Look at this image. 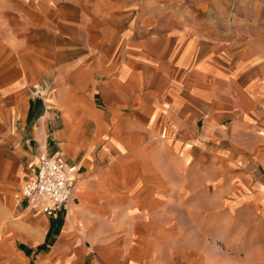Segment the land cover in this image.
Listing matches in <instances>:
<instances>
[{
	"label": "crops",
	"instance_id": "1",
	"mask_svg": "<svg viewBox=\"0 0 264 264\" xmlns=\"http://www.w3.org/2000/svg\"><path fill=\"white\" fill-rule=\"evenodd\" d=\"M249 1L254 10L262 4ZM234 3L0 0V264L141 258L143 246L131 247L129 235L137 217L158 209L159 223L167 225L166 209L184 206L171 195L183 191L180 176L200 172L202 161L212 167L219 156L197 150L194 134L204 115L207 127L222 132L231 117L220 103L224 96L214 97L202 83L196 93L185 83L196 58L193 77L223 74L222 49L199 55L195 48L222 44L221 30L236 26L225 20ZM246 42L230 67L253 76L249 111L239 116L257 125L251 135L258 137L264 135V34ZM43 153L79 169L72 200L53 216L23 195ZM169 175L175 181L168 183ZM259 195L255 203H264Z\"/></svg>",
	"mask_w": 264,
	"mask_h": 264
},
{
	"label": "rangeland",
	"instance_id": "2",
	"mask_svg": "<svg viewBox=\"0 0 264 264\" xmlns=\"http://www.w3.org/2000/svg\"><path fill=\"white\" fill-rule=\"evenodd\" d=\"M254 1L258 5L259 0ZM262 4L254 10L249 0H235L234 13L225 20L235 21L236 26L221 30L225 38L222 44L195 48L200 50L199 55L205 52L212 55L222 49V62L217 67L223 69L220 71L223 74L215 77L207 70L204 77H193L199 63L196 58L189 69L192 79L185 84H191L198 93L200 89L196 86L202 83L214 97L223 95L220 103L231 117L223 120L224 129L219 135L217 126L207 127L206 115L199 122L195 120L197 150L214 151L219 156L212 160V167L202 161L200 172L180 176L183 191L171 195L181 197L184 206L166 209L167 225L159 223L163 213L158 209L151 211L152 215L149 211L137 217L129 234L131 247L143 246L141 258L135 264H264V203H255L258 194L264 199V193H259L261 186L264 188V135H251L257 125H251L250 118L239 116L240 111H249L254 95L250 90L253 76L233 73L230 67L236 55L242 57L245 53L249 46L247 39L250 41L253 34H264V13H259L264 8ZM232 33L236 36L234 40L229 37ZM166 179L170 183L176 177L169 175ZM190 187L198 188L193 196L185 192ZM144 246L154 248V255Z\"/></svg>",
	"mask_w": 264,
	"mask_h": 264
},
{
	"label": "built area",
	"instance_id": "3",
	"mask_svg": "<svg viewBox=\"0 0 264 264\" xmlns=\"http://www.w3.org/2000/svg\"><path fill=\"white\" fill-rule=\"evenodd\" d=\"M38 165L37 175L27 181L23 195L30 205L40 206L45 214L53 216L72 200L74 177L79 169L75 165H66L59 157H50L45 153L40 155ZM43 200L48 203L43 204Z\"/></svg>",
	"mask_w": 264,
	"mask_h": 264
}]
</instances>
